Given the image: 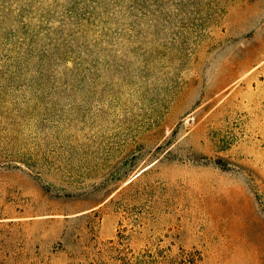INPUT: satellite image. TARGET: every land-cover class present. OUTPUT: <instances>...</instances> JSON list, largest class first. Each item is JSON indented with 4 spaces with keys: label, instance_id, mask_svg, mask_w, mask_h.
<instances>
[{
    "label": "rangeland",
    "instance_id": "obj_1",
    "mask_svg": "<svg viewBox=\"0 0 264 264\" xmlns=\"http://www.w3.org/2000/svg\"><path fill=\"white\" fill-rule=\"evenodd\" d=\"M0 264H264V0H0Z\"/></svg>",
    "mask_w": 264,
    "mask_h": 264
}]
</instances>
